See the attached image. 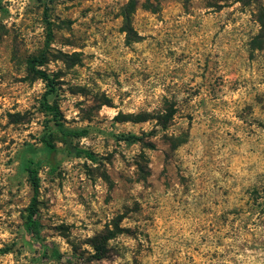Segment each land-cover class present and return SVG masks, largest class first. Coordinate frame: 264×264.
Masks as SVG:
<instances>
[{
	"label": "rangeland",
	"instance_id": "rangeland-1",
	"mask_svg": "<svg viewBox=\"0 0 264 264\" xmlns=\"http://www.w3.org/2000/svg\"><path fill=\"white\" fill-rule=\"evenodd\" d=\"M127 1L0 0V264H264V0L140 4L134 41ZM42 53L97 160L43 149ZM27 158L43 244L23 228Z\"/></svg>",
	"mask_w": 264,
	"mask_h": 264
},
{
	"label": "trees",
	"instance_id": "trees-1",
	"mask_svg": "<svg viewBox=\"0 0 264 264\" xmlns=\"http://www.w3.org/2000/svg\"><path fill=\"white\" fill-rule=\"evenodd\" d=\"M141 4L143 8L152 12H159L161 9L160 0H144L140 3V0H128L125 4H123L120 8V16L122 17V29L126 33L128 41H134L136 39V32L133 27V16ZM45 15V23L47 29V39L46 43L49 44L52 40L54 30H53V22L48 17V7H45L44 10ZM264 27V23L262 24ZM257 41L256 47H260L264 42L263 35H258L255 39ZM46 53H42L39 56H33L29 59L30 66L35 70V72L46 82L47 91L44 94L42 100V109L43 112L49 116L47 120V124L45 127V131L41 137V141L43 143V149L47 151L49 154L57 151V146L55 143L56 137H59L61 141L65 144L66 149L69 153H74L76 155H84L91 160H97V156L91 152L90 150L80 148L73 144L74 138H79L85 136L87 133L86 129L81 128H70L67 127L63 121V113L55 100H52V94L56 92V78L50 74H48L45 70L37 69L36 65H42L45 62ZM166 121L161 120V123H165ZM125 140L129 142H136L141 139L140 136L136 134H129L125 136ZM29 152L36 151L35 148L31 145L28 146ZM41 166V162L38 160H34L32 158H27L25 160V170L28 175V180L32 187V197L30 203L27 207V214L25 215V220L23 222L24 230L38 242L42 240V224L38 217L39 212V195H40V187H41V178L39 175V169ZM106 179L111 182L109 175H106ZM112 183V182H111ZM5 251V250H3Z\"/></svg>",
	"mask_w": 264,
	"mask_h": 264
}]
</instances>
